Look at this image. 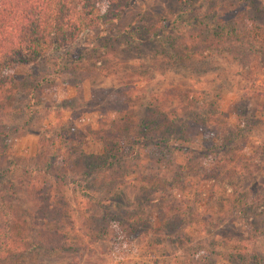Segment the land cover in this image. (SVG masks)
I'll use <instances>...</instances> for the list:
<instances>
[{
  "label": "trees",
  "instance_id": "16d2710c",
  "mask_svg": "<svg viewBox=\"0 0 264 264\" xmlns=\"http://www.w3.org/2000/svg\"><path fill=\"white\" fill-rule=\"evenodd\" d=\"M145 2L0 0V164H7L0 167V264L40 252L72 253L77 259L73 264H102L85 259L82 252L92 255L94 243L117 237L144 242L126 264H217L219 256L228 264H264L254 243L257 237L237 235L239 240L231 243L214 234L203 248L202 240L188 236L190 226L218 224L226 214L225 204L249 228V235L264 233V220L259 228L248 214L264 210L258 195L263 190L258 179L264 174V112L255 98H237L235 111H230L239 119L233 128L216 93L165 88L133 105L131 89H126V102L102 111L94 126L78 124L81 115L94 111L82 85L95 71H104L108 40L96 38L100 47L75 45L89 27L113 24L134 4ZM181 2L182 12L170 18L160 14L156 23H145L147 17L137 14V27L118 34V43L136 56L129 81L154 77L156 62L188 69L195 77L204 73L207 61L217 58L253 75L263 72L264 17L257 16L253 0L247 1L252 14L241 8L218 11V6L196 14L203 0ZM145 47L153 51L151 65L142 52ZM24 69L28 72H20ZM60 83L71 85L76 96L48 105L45 95ZM65 111L70 113L67 119ZM42 113L47 114V124L31 129ZM4 118L23 119L39 137L34 155L39 167L30 169L18 188L12 183L1 187L6 175L17 171L6 154L10 131ZM254 137L259 142L250 149ZM87 140L99 152L88 153ZM227 179L236 183L221 182ZM135 183L148 194L128 202L125 215L120 214L109 188ZM204 183L223 197L216 213L178 205L175 193H192ZM18 193L29 206L28 220L18 211ZM78 200L77 207L83 203L91 213L89 203L100 212L99 227L81 232L68 225ZM248 241L250 246L244 245ZM218 246L224 248L222 253H215Z\"/></svg>",
  "mask_w": 264,
  "mask_h": 264
},
{
  "label": "rangeland",
  "instance_id": "374dc122",
  "mask_svg": "<svg viewBox=\"0 0 264 264\" xmlns=\"http://www.w3.org/2000/svg\"><path fill=\"white\" fill-rule=\"evenodd\" d=\"M247 1L248 0H203V6L201 8L198 7L196 14L199 11L203 14L212 6H218V11L224 12L231 11L234 8H241L249 14H252L253 12L248 7ZM253 1L255 9L259 12L257 16L262 14L264 17V0ZM144 4L143 6L134 4L132 8L113 24L98 28L89 27L82 39L75 45L76 48L90 47L91 45L100 47L96 38H105L108 40L106 42L107 49H104L105 54L107 53L105 63H103L104 71H95L92 77L82 85V92L85 99L88 98L92 100L90 104L92 107L90 110L94 111L81 115L78 119V124L94 126L102 111H110L112 110L111 108L115 109L126 102L122 99L124 94L123 91L126 89H131L129 96L131 101L133 100L131 102L133 105L141 103L147 96L146 94L160 93L161 90L165 88L181 91H198L205 94L216 93V95L220 97L221 109L226 116H229L228 123L233 128L237 127L239 119L234 114H231L230 111H235L234 105L238 97L245 95L247 97L251 96V99L255 98L253 102L257 103L261 111L264 112V70L261 74L256 73L253 75L252 73L240 69L227 59L217 58L207 61L203 67L204 73L199 75L196 74V77L191 76V74L194 73H190L188 69H180V66L168 68L163 62H156L157 68L154 70L158 73H155L154 77L147 81H129L128 78L133 74L132 66L136 65V56L130 48L126 49L118 43V41H120V39H117L119 38L118 34L128 29L130 26H133V28L137 27L134 23L137 14L147 17L145 23L148 21L156 23V16H161L160 14L170 18L172 14L180 13L183 10L181 0H146ZM100 9V12H103L104 8L100 7ZM190 15H194V13L192 12ZM122 37L124 36H121V38ZM150 49L151 47H145L142 49V52L151 65L155 61L151 60L153 59V51ZM97 55L98 54L95 53L93 57L95 58ZM20 72L27 73L28 69H24ZM53 88L50 90L51 93L49 95H45L48 105H52L53 101L57 104H61L64 100L72 99L77 94V91L71 85L60 83L57 84L54 89ZM51 114L52 113L49 114V118L52 123L53 117ZM63 116L66 119L69 118V111H65ZM47 119V114L42 113V118L36 119L32 123L31 129L40 128V123L45 122L44 124H47ZM22 120L23 119L11 121L8 118H4V124L10 131L7 136L6 154L8 155V160L14 164L17 171L13 175L7 174L3 181H1V187L8 186L12 183L18 188L20 179L27 177L30 169L36 170L39 167L38 161L34 158L39 137L31 132L29 126L25 127ZM258 142L259 139L254 137L252 141H250L249 148L252 149ZM85 149L88 153L99 152L98 146L94 142L88 140ZM6 166V163L4 165L0 164L2 168ZM258 181V184L263 186V190L258 191L260 200L259 206H264V174ZM221 182L223 184L227 183V186L230 182L236 183V181L231 179ZM142 187L144 186L135 183L130 186L113 185L109 188V191L113 190L111 197L114 198L115 202L118 204L117 208L120 214L125 215L123 208L126 207L128 202L136 198H145V196H147L148 190ZM150 196L152 198L153 195ZM16 198L18 200L16 203L18 211L28 220L27 217L30 213L29 206L23 201L21 194L18 193ZM174 198L180 201L178 205L183 209L190 208L193 211L203 210L208 213H216V208L222 206L220 201H223L222 195L216 193L209 183L202 184L198 190L192 193H175ZM79 200L73 204L75 210L70 217L68 225L74 224V228H78L81 232L86 231L88 228L99 227L101 223L100 212L93 204L89 203L88 207L90 206L91 208L92 206V208H94L91 213L83 203L80 207H77L76 203L79 202ZM81 202L86 201L82 198ZM223 208L226 214L224 217L218 218V224L213 223L212 225H206L204 223H199L190 226L188 229L189 238L202 240L201 246L207 248L214 234H216V238L220 236L221 238L229 240L231 243L237 242V239L239 240L237 235H240L242 239L257 237L254 242L255 246L264 256V233L255 236L253 234L249 235V228L244 223H240L237 217L231 215L229 205L225 204ZM248 214L253 219V222H257L259 228H261L262 224L260 222L264 220V210L261 213L249 211ZM214 217H216V215H214ZM114 238L116 239V237ZM116 240H100L93 244L92 255L88 252H82V256H85V259H90L91 261L94 259L101 260L103 261L102 264H126L127 260L136 257L139 246L144 243H137L134 240L129 242L125 238L120 241L118 237ZM216 241L217 239L215 243ZM251 243L252 242L248 241L244 243V245L250 246ZM223 251L224 248L218 246L215 253H222ZM83 258L82 263H85L86 261ZM74 261H77L76 256L69 252L56 254L40 252L39 254H34L5 264H73ZM216 263L228 264L221 256L217 257ZM170 264L176 263L172 262Z\"/></svg>",
  "mask_w": 264,
  "mask_h": 264
}]
</instances>
